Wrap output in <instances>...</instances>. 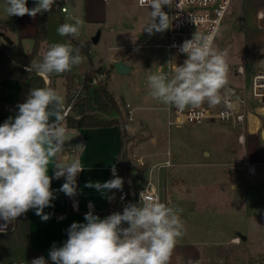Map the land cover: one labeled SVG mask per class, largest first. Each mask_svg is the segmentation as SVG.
<instances>
[{
    "label": "rangeland",
    "instance_id": "374dc122",
    "mask_svg": "<svg viewBox=\"0 0 264 264\" xmlns=\"http://www.w3.org/2000/svg\"><path fill=\"white\" fill-rule=\"evenodd\" d=\"M233 1L213 47L227 53V86L244 100L248 119L245 128L220 123L185 124L194 126L189 130L190 138H181L172 145L169 137L152 140L154 134L144 128L133 135L126 129L128 148L125 153L130 151L131 157L127 158L137 171L128 175L134 186L138 188L152 175L159 181L162 202L181 210L183 229L179 238L188 243L189 254L194 258L178 252L169 264H264V114L252 94V78L264 69V36L258 33L254 39L256 45L253 44L256 48L248 46L245 16L234 12ZM81 3L77 18L84 19L85 5L93 7L94 18L103 16V22L94 33L95 36L103 31L96 47L98 57L106 58L108 46L112 45L119 46L117 58L131 54L138 59L131 72L114 71L109 81L110 91L131 99L139 106V114L166 124L167 105L150 95L147 78L162 72L169 62L168 50L153 45L154 39L161 44L167 42V30L151 35L143 31L153 18L151 8L140 6L137 0H81ZM256 7L264 10L262 5ZM168 10L169 7L164 6L163 11L169 15ZM259 31L264 33V28ZM80 32L88 37L94 31H87L81 23ZM68 40L72 43L70 37ZM133 46H136L135 51ZM240 65L245 67V74L238 73ZM97 67L108 74L98 75L94 83L108 86L113 65ZM137 84L139 92H136ZM56 91L63 98L66 96L62 82H58ZM81 92L82 84L72 100ZM119 101L126 128L132 121L125 111L126 101L122 97ZM242 131L245 132L244 143L239 141ZM152 141H155L154 146ZM171 148L173 151L169 154ZM161 150H166L168 156L160 157Z\"/></svg>",
    "mask_w": 264,
    "mask_h": 264
},
{
    "label": "clouds",
    "instance_id": "9594fccd",
    "mask_svg": "<svg viewBox=\"0 0 264 264\" xmlns=\"http://www.w3.org/2000/svg\"><path fill=\"white\" fill-rule=\"evenodd\" d=\"M10 16L50 12L55 0H6ZM140 6L151 8L152 22L144 27L150 35L169 29V15L163 11L173 0H139ZM79 20L57 28L61 37L75 38L80 32ZM179 50L187 58L175 68L174 76L154 73L147 78L150 95L162 104L174 105L177 110L199 108L207 103L216 107L228 104L229 64L227 53L214 49L210 37L195 33L185 40ZM82 62L79 48L71 41L53 43L40 63L31 65L41 77L71 71ZM64 98L50 87L31 88L25 102L18 105V113L0 124V229L30 209L43 221L50 219L44 209L51 207L55 194L52 179L65 178L59 191L69 197L76 195L77 176L85 169L77 160L57 162L54 177L49 164L74 138L65 124ZM101 196L113 189L122 190L123 178L116 176L103 183L88 182ZM108 199L113 197L108 196ZM181 210L158 199H145L140 193L139 204H129L122 212L105 218L88 212L84 223L73 222L67 230L68 238L61 247L55 245L48 255L53 264H169L177 239L182 234ZM127 224V227L123 225ZM31 264H46L43 256Z\"/></svg>",
    "mask_w": 264,
    "mask_h": 264
},
{
    "label": "crops",
    "instance_id": "0c3cea01",
    "mask_svg": "<svg viewBox=\"0 0 264 264\" xmlns=\"http://www.w3.org/2000/svg\"><path fill=\"white\" fill-rule=\"evenodd\" d=\"M60 1H64L63 5L67 6L68 12L64 13L61 9H58L49 14L47 22L48 36L41 42L38 54L34 58L33 65L35 66L42 61L44 54L51 44L69 41L68 37H61L58 35L57 28L64 23H75L76 20H79L85 25L87 31H94L93 33L91 32L92 34L88 37L81 32H79V35L75 38L70 37L74 48H79L78 43H91L90 53L93 65L89 61V57L86 53H80L82 56V62L79 65L73 66L71 71H66L61 74L53 73L48 77H44L48 85L53 79L56 88L58 82H62L66 89L65 81L67 76H75L79 80L83 78L86 72L92 67H97L101 64H112L114 70L110 73V78L108 79L109 88V81L116 70V61L121 60L129 65V72H131L133 66H137L138 59L131 54H122L121 57L117 58V55L119 54L117 49L119 46H108L109 53L106 58L98 57V55L95 54L97 52L96 47L102 39L103 31L100 30V38L97 43H93L92 38L94 37L95 30L98 28V24L103 22V16L97 14L99 19L94 18L95 14L93 12V7L85 5L82 13L84 19L81 20L77 18L80 14L79 10L82 5L81 0H74L72 3H69L66 0ZM256 5L264 6V0L233 1L234 12H242L245 16V25L248 29L247 36L249 38L247 44H249V47L256 43V41L254 42V39L259 35L258 33L264 36V33L259 31L261 28H264V10L261 8L258 9ZM6 6V0H0V43L8 47L11 51H16L21 46L25 52H30L34 46L40 14H37L34 19L29 15H24L23 17H9L6 12ZM34 6L35 0H28L27 7L32 8ZM106 38L108 42V34ZM135 69L138 70L139 67H136ZM20 90L21 84L17 78H0V101L11 104L17 103L20 98ZM138 90L139 86L137 84L136 92H139ZM115 97L119 104L120 97L126 101V104H130L133 118L131 120L132 122L127 123L125 128L129 134L133 135L139 129L144 128L145 130H149L148 132L154 134L152 140H154L155 137L157 140L169 137L170 145L176 141L182 140L181 138H190L189 130L194 126L181 125L171 127L168 124L169 105L166 106L168 111V116L165 120L166 124H161L159 120L150 119L143 114H139V106L131 99H128L122 94L119 96L115 95ZM65 99L66 96L64 97V103ZM120 107L121 109L123 108L121 104ZM128 109L129 108L127 107L125 110L126 113L128 112ZM17 113L18 111L0 110V124H3L9 117H14ZM128 119L130 118L128 117ZM64 124L67 127L65 121ZM73 129L79 133L82 139L80 150L74 152L64 147V150L58 155V157L53 159L49 164V175L54 177L53 169L55 163L64 162L68 159H70V162L77 160L85 170L77 176L76 195L69 197L59 191L61 186L65 183L64 177H60L59 179L53 178L51 183V190L55 194V199L51 202L53 206L44 209L45 214H50L49 220L43 221L40 216L35 214L34 209H30L27 213L22 214L15 221L10 223L7 229H0L1 264H28L29 241L35 248L40 250L45 257H50L48 253L54 245L56 247H61L66 242L68 238L67 230L73 222L84 223L85 214L90 211L102 219L108 216L110 199L107 197L110 196V191L107 193V196H101L94 188H88L85 187V185L90 181H99L101 183L108 181L113 176L112 168L116 167L119 169L122 154H124L125 150L128 148L123 139L122 127L120 125H113ZM154 144L155 141H152L153 146ZM128 145L130 147L131 143ZM172 151L171 148V150L168 151L169 154H172ZM168 152L166 150H161L160 157L163 155L168 156ZM127 156L131 157L130 151L127 152ZM132 173L136 174L137 171L134 169ZM3 223L4 221L0 220V224ZM177 244L172 251L169 263L175 258V256H177L178 252L187 258H194V256L189 254L190 250L187 248L188 243H186V241L183 242L178 238Z\"/></svg>",
    "mask_w": 264,
    "mask_h": 264
},
{
    "label": "built area",
    "instance_id": "2783aa9c",
    "mask_svg": "<svg viewBox=\"0 0 264 264\" xmlns=\"http://www.w3.org/2000/svg\"><path fill=\"white\" fill-rule=\"evenodd\" d=\"M233 0H173L169 7V29L168 40L166 43H159L154 39V46H164L168 50L169 62L162 73L171 79L175 74L176 65H182L187 58L179 50V46L185 40L191 39L195 33L210 37L214 46L216 38L224 23V19L230 9ZM139 4V0H137ZM140 5V4H139ZM61 11L68 12L67 6L63 5ZM136 50V46L132 47ZM239 74H245V67L238 66ZM85 76V75H84ZM84 76L82 79H84ZM96 82V79L94 80ZM227 93L228 104L221 103L216 107H209L207 103L199 108H185L183 111L176 109L174 105H169L168 124L181 126L185 124H204L220 123L233 125L239 128H245L247 111L244 109V100L238 96L235 90L226 86L224 90ZM252 94L256 101L261 105L264 114V69L258 71L252 78ZM73 99L65 105V118L71 110ZM128 117L132 120V110L130 104H126ZM242 129V128H241ZM250 129V127H249ZM245 132L239 135V141L245 142ZM117 175L119 169L112 168V175ZM143 192L144 198L158 199L162 202L163 198L160 192L159 181L149 175L141 185L136 188L131 178L127 177L122 190H119L114 196L116 198L114 209L116 212H122L129 204H139L140 193Z\"/></svg>",
    "mask_w": 264,
    "mask_h": 264
},
{
    "label": "trees",
    "instance_id": "16d2710c",
    "mask_svg": "<svg viewBox=\"0 0 264 264\" xmlns=\"http://www.w3.org/2000/svg\"><path fill=\"white\" fill-rule=\"evenodd\" d=\"M64 4V1L57 0L52 6L50 12H45L39 15L37 32L35 35V42L33 49L30 52H25L23 48L16 51H11L8 47L0 43V78H17L21 84L20 98L17 103H5L0 101V110L18 111V105L25 102L31 88L50 87L56 89L55 81L52 79L48 85L44 77L38 75L34 70L28 71L29 67L33 65L35 56L38 54L39 47L42 41L48 36L47 22L49 14L57 11ZM80 53H86L93 65L92 56L90 53L91 43H78ZM100 74L107 75L103 68L92 67L86 72L84 79L80 81L75 76H67L66 85V99L65 105L69 104L73 98L75 90L82 84L81 94L74 100L71 106V112L75 116L67 115L65 122L68 128H85V127H102L120 125L122 127V135L124 141L127 139V132L122 116V110L118 100L113 92L110 91L107 85L103 83H94L96 77ZM133 169L126 153L122 154L119 173L116 176L123 178V184L127 176L132 173ZM114 178V175L111 179ZM119 190L113 189L110 191V210L108 215L116 212L115 194ZM43 256L46 264H53L50 257H45L43 253L35 248L29 241V258L28 264L35 258ZM1 264V263H0Z\"/></svg>",
    "mask_w": 264,
    "mask_h": 264
},
{
    "label": "water",
    "instance_id": "95a60500",
    "mask_svg": "<svg viewBox=\"0 0 264 264\" xmlns=\"http://www.w3.org/2000/svg\"><path fill=\"white\" fill-rule=\"evenodd\" d=\"M66 1L69 2V3L74 2V0H66ZM99 38H100V31L97 33V35H95L92 38V42L93 43H97ZM115 69L119 73H127V72L130 71V66L125 64L123 61L119 60V61L115 62ZM69 115H71L73 117L75 116V114L73 112H71V111L69 112ZM66 128L68 129V131L70 133L74 134V138L71 140L70 143L65 145V148H68V149H70V150H72L74 152L79 151L81 146H82V139H81L79 133L76 130H74L73 128H68V127H66ZM242 238L246 239V236H243Z\"/></svg>",
    "mask_w": 264,
    "mask_h": 264
}]
</instances>
